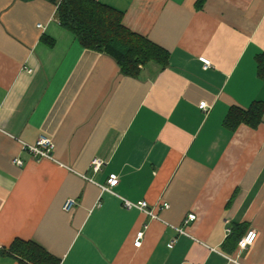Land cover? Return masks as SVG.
Instances as JSON below:
<instances>
[{"label":"crops","instance_id":"crops-1","mask_svg":"<svg viewBox=\"0 0 264 264\" xmlns=\"http://www.w3.org/2000/svg\"><path fill=\"white\" fill-rule=\"evenodd\" d=\"M96 1L167 50V66L126 76L61 26L55 4L0 0V264H19L17 239L59 264H264V116L256 128L226 122L264 103V0ZM42 135L53 160L23 149Z\"/></svg>","mask_w":264,"mask_h":264},{"label":"trees","instance_id":"trees-1","mask_svg":"<svg viewBox=\"0 0 264 264\" xmlns=\"http://www.w3.org/2000/svg\"><path fill=\"white\" fill-rule=\"evenodd\" d=\"M30 1V0H25ZM57 6L61 26L75 35L84 49L105 53L115 59L121 72L138 78L142 68L156 63L167 66L169 52L123 24V15L96 0H48ZM259 71L264 75V55L258 58ZM264 103L255 102L247 109L233 108L227 125L235 131L240 125L258 127L263 120ZM8 255L19 264H59V260L34 242L15 240Z\"/></svg>","mask_w":264,"mask_h":264},{"label":"built area","instance_id":"built-area-1","mask_svg":"<svg viewBox=\"0 0 264 264\" xmlns=\"http://www.w3.org/2000/svg\"><path fill=\"white\" fill-rule=\"evenodd\" d=\"M201 61L204 64V68L208 69L211 67V62L205 58H202ZM200 109L208 113L211 110V106H209L206 102H202L200 104ZM55 143L54 141L47 137V136H40L37 142L34 145H29V144H23V149L29 151L34 158L38 159H50L53 160V153L55 151ZM17 164L22 165V161L20 160H15ZM103 163L99 160H95L93 162V169L98 172L100 171ZM119 177L116 174H113L109 177L107 186H104L102 189L104 191L111 192L113 188L118 186L119 184ZM124 205L127 209H138L147 215H149L152 218H158L156 215V212L154 208H149V204L146 201L139 202L137 204L125 201ZM77 206V201L73 198L68 199L65 204L63 205V211L65 212H71L75 207ZM163 208L168 209L169 205L164 203ZM197 216L195 214H189L188 217L184 221V225L188 226L189 224L193 223L196 221ZM180 232H183L182 230H179ZM144 231H141L137 234L136 241H135V246L137 248H140L142 246V240L144 238ZM257 239V232L255 230L249 231L239 242L238 244V249L239 251H244L247 250L249 247L253 246L255 244V241ZM234 262H237L236 260H233Z\"/></svg>","mask_w":264,"mask_h":264}]
</instances>
